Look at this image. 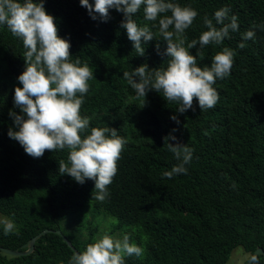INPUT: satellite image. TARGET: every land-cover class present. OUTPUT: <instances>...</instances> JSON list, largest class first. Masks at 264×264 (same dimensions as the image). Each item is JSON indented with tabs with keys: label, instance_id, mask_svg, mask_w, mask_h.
<instances>
[{
	"label": "trees",
	"instance_id": "1",
	"mask_svg": "<svg viewBox=\"0 0 264 264\" xmlns=\"http://www.w3.org/2000/svg\"><path fill=\"white\" fill-rule=\"evenodd\" d=\"M166 2L190 6L198 13L185 30V47L208 30L205 16L216 24L215 12L227 7L229 17L238 18V31H230L222 44L189 49L193 56L198 50L202 53L197 56L201 68L210 67L224 48L235 53L229 76L213 85L219 100L211 109L201 110L194 98L195 110L181 114L177 103L167 102L155 90L146 94L144 103L123 77L125 71L131 73L145 64L150 70L167 68V42L157 33L159 19L171 12L147 21L142 5L134 14L137 25L148 26L155 35L148 42L142 38L141 56L121 27L122 12L110 9L104 20L94 11L90 15L80 0H44L58 36L71 45V62L79 59L80 66L88 65L93 72L80 109L82 117L90 118L82 138L92 128H115L127 141L104 202L94 198V180L80 184L59 173V162L68 163L69 149L46 150L42 157L33 158L8 136L9 129L19 130L10 111L24 115L15 106L14 94L16 87L22 88L18 77L26 68V50L20 38L0 25V214L14 224L5 235L0 223V247L25 250L34 235L49 228L60 229L82 253L97 241L95 231L91 229L88 238L79 241L62 230L60 222L89 205L116 218L114 230L127 226L146 236L142 260L126 256L125 264H224L236 246L249 255L258 247L264 251V30L260 28L264 0ZM89 3L94 6V0ZM248 30L255 37L245 41L242 37ZM241 42L246 45L243 49L238 47ZM103 112L115 115L105 119ZM173 115L179 124L171 119ZM170 135L176 140L169 143L194 150L191 163L185 165L187 174L171 179L163 173L179 162L164 145ZM73 254L60 235L48 232L36 239L27 255L0 250V264H69ZM250 264H264L263 256Z\"/></svg>",
	"mask_w": 264,
	"mask_h": 264
},
{
	"label": "clouds",
	"instance_id": "2",
	"mask_svg": "<svg viewBox=\"0 0 264 264\" xmlns=\"http://www.w3.org/2000/svg\"><path fill=\"white\" fill-rule=\"evenodd\" d=\"M81 6L93 11L104 20L109 18V10L115 9L124 14L121 27L133 42L138 55L144 54V42L151 41L155 35L148 26L139 27L133 20L134 14L144 5V18L158 21V35L167 42L166 55L170 57L166 69H149L141 65L131 73L125 71L124 79L135 90L137 98L155 90L163 93L167 102L179 105L177 112L183 114L193 108L194 98L201 110L215 107L219 94L213 87L217 79L229 76L235 53L224 48L217 53L210 67L197 66V56L190 54L189 49L199 45L223 43L230 31H238L237 17H229L227 7L217 10L214 20L204 17V31L199 40H192L185 47V30L192 24L198 13L190 6L182 7L166 0H80ZM93 19L96 17L93 15ZM225 21H228L227 23ZM0 25H6L11 34L22 40L26 50L23 57L25 71L19 75L21 87L15 88L14 103L24 115L10 111L18 131L9 129L8 136L18 141L25 152L33 158H40L45 151L69 149L68 163L59 162V173L67 174L76 182L83 184L85 180L95 181V199L104 202L108 197V186L117 173V162L127 141L118 136L115 128H92L90 134L82 138L81 133L89 127L90 118L82 117L80 109L84 96L89 91L88 81L93 72L88 65L80 66L77 59L71 62L70 43L58 36L54 17L47 14L44 0H0ZM216 25H221L217 28ZM170 28L172 30H170ZM264 30V25L260 26ZM255 32L248 30L243 40L254 39ZM245 43L238 47L243 49ZM26 116V118H25ZM177 124V116L171 117ZM175 131V129L173 130ZM176 140L175 136L165 137L168 151L173 153L179 162L163 176L171 179L175 175L187 174L185 165L193 158V149L186 144L169 143ZM4 234L8 235L14 224L3 221ZM143 249L129 242L125 235L122 240L104 235L95 243L89 244L82 253H74L69 264H125L126 256H141ZM255 261L256 257H252Z\"/></svg>",
	"mask_w": 264,
	"mask_h": 264
},
{
	"label": "rangeland",
	"instance_id": "3",
	"mask_svg": "<svg viewBox=\"0 0 264 264\" xmlns=\"http://www.w3.org/2000/svg\"><path fill=\"white\" fill-rule=\"evenodd\" d=\"M100 115L105 119H111L115 114L103 112ZM138 118L139 117H136V120ZM5 220V216L0 214V223H3ZM116 223V218L101 211L96 212L88 205L73 211L67 217L63 218L60 222V226L62 230L79 241L86 240L91 229L95 231L94 238L96 240L101 239L104 235H109L113 239L122 240L123 237L127 235L130 243L143 249V254L141 256H135L136 259L142 260L145 255L146 236L130 227L127 228V226H122L120 229L114 230V225ZM248 256L249 254L246 253L241 246H236L224 264H242Z\"/></svg>",
	"mask_w": 264,
	"mask_h": 264
},
{
	"label": "water",
	"instance_id": "4",
	"mask_svg": "<svg viewBox=\"0 0 264 264\" xmlns=\"http://www.w3.org/2000/svg\"><path fill=\"white\" fill-rule=\"evenodd\" d=\"M48 232H54L58 235H60L63 239L64 242H66V244L74 251V253H79L78 250L74 247V245L71 243V241L66 237V235H64L60 229H49V228H45L42 231H40L39 233H37L36 235H34L27 246V249L22 250V251H17V250H9L6 248H2L0 247V250L8 255H14V256H21V255H27L29 254L34 247V243L36 241L37 238H39L40 236L48 233ZM258 255H262L263 259H264V251L261 247L256 248L248 257V260L245 263L242 264H250L252 262V257H256Z\"/></svg>",
	"mask_w": 264,
	"mask_h": 264
}]
</instances>
